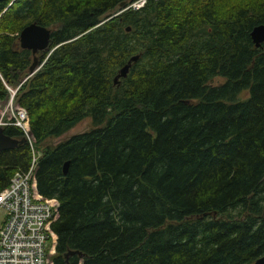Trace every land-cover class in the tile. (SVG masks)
Listing matches in <instances>:
<instances>
[{
    "label": "trees",
    "instance_id": "16d2710c",
    "mask_svg": "<svg viewBox=\"0 0 264 264\" xmlns=\"http://www.w3.org/2000/svg\"><path fill=\"white\" fill-rule=\"evenodd\" d=\"M9 1L0 104L3 85L18 86L27 136L1 129L27 141L0 152V191L30 165L29 147L91 125L41 149L33 169L31 192L54 206L50 264L67 251L82 255L68 264H253L264 254V42L249 38L264 0H145L138 10L139 0ZM31 22L50 36L27 77L32 57L17 36Z\"/></svg>",
    "mask_w": 264,
    "mask_h": 264
},
{
    "label": "built area",
    "instance_id": "2783aa9c",
    "mask_svg": "<svg viewBox=\"0 0 264 264\" xmlns=\"http://www.w3.org/2000/svg\"><path fill=\"white\" fill-rule=\"evenodd\" d=\"M3 87L7 99L0 112V127L9 125L27 136L26 114L12 105L18 86L11 88L4 84ZM4 116L5 120L2 121ZM29 148L30 165L25 171L14 172L6 188L0 191V211L3 213L0 223V264H50L48 256L54 239L47 229V223L54 206L36 198L31 192L37 155L32 147Z\"/></svg>",
    "mask_w": 264,
    "mask_h": 264
},
{
    "label": "water",
    "instance_id": "95a60500",
    "mask_svg": "<svg viewBox=\"0 0 264 264\" xmlns=\"http://www.w3.org/2000/svg\"><path fill=\"white\" fill-rule=\"evenodd\" d=\"M5 1V0H0ZM14 0H10L9 3ZM119 12L122 10V5L118 6ZM129 28H125V32H128ZM50 31L42 26L37 25L35 22H31L25 27H23L18 36L17 43L18 47L22 50L29 51L32 59L31 63L27 68V77H30L37 70V58L36 55L45 51L49 42ZM249 38L254 48H258L261 43L264 42V24L254 26L250 33ZM138 55L130 57L126 63L116 71V74L112 78V84L118 85V80L125 78L128 69L130 68L131 63L136 62ZM23 139H15L8 137L3 134L0 127V152L13 150L17 145L23 143ZM67 162H64L62 165V174H66ZM77 255L82 257V255L76 251H67L62 254V259L64 264H68L67 260L70 256ZM253 264H264V254L256 258Z\"/></svg>",
    "mask_w": 264,
    "mask_h": 264
},
{
    "label": "rangeland",
    "instance_id": "374dc122",
    "mask_svg": "<svg viewBox=\"0 0 264 264\" xmlns=\"http://www.w3.org/2000/svg\"><path fill=\"white\" fill-rule=\"evenodd\" d=\"M222 79L221 78H213L210 82L211 86H216L219 85L220 83H222ZM247 97V93L246 92H242L237 96L238 100H244ZM3 104H0V112H1V108H2ZM5 120V116L2 118V121ZM91 128L89 119L85 118L82 121L78 122L76 125H74V127H72L70 130H68L66 133H64L63 135H61L58 138H50L45 140L41 146L39 147V149L35 150L34 153H36L37 155V159L40 156L41 153V149L48 147H53L55 146L58 142L65 140L67 138H69L70 136L76 135V134H80L82 132H86ZM230 216H233V213H229ZM2 217H3V213L0 211V223L2 221Z\"/></svg>",
    "mask_w": 264,
    "mask_h": 264
},
{
    "label": "bare ground",
    "instance_id": "6f19581e",
    "mask_svg": "<svg viewBox=\"0 0 264 264\" xmlns=\"http://www.w3.org/2000/svg\"><path fill=\"white\" fill-rule=\"evenodd\" d=\"M144 2H145V0H144L143 2L137 1V2L133 3L129 8H132V9H134V10H138V9H140V8L143 6ZM11 3H12V2H11ZM121 5H122V7H123L122 10H125L124 5H123V4H121ZM119 13H120V12H119ZM119 13H118V14H119ZM118 14H117V15H118ZM117 15H115V16H117ZM36 58H37V57H36ZM41 65H42V64H39V62H38V60H37V69H39ZM23 140H24V142H25V141H27V138L24 137ZM48 221H49V220H48Z\"/></svg>",
    "mask_w": 264,
    "mask_h": 264
}]
</instances>
